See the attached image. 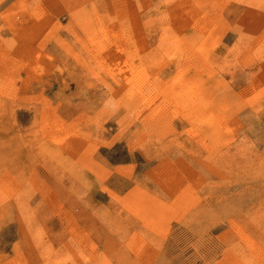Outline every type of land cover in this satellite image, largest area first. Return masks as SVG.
<instances>
[{
	"label": "rangeland",
	"instance_id": "rangeland-1",
	"mask_svg": "<svg viewBox=\"0 0 264 264\" xmlns=\"http://www.w3.org/2000/svg\"><path fill=\"white\" fill-rule=\"evenodd\" d=\"M96 1L0 0V264H264V0Z\"/></svg>",
	"mask_w": 264,
	"mask_h": 264
},
{
	"label": "bare ground",
	"instance_id": "bare-ground-1",
	"mask_svg": "<svg viewBox=\"0 0 264 264\" xmlns=\"http://www.w3.org/2000/svg\"><path fill=\"white\" fill-rule=\"evenodd\" d=\"M170 1H173V6L172 7H170V6H168V11H169V9H171V11H172V9H174L175 7H178L179 5H182L183 3H181V2H178V1H174V0H167V2L168 3H170ZM96 2H100V0H97ZM133 2V1H132ZM132 2H130V3H132ZM135 2V1H134ZM185 2V1H184ZM193 3V2H192ZM205 4V3H204ZM218 4V3H217ZM198 5V4H197ZM194 6V5H193ZM128 7H129V3H128ZM132 7V6H131ZM179 8V7H178ZM103 12V11H102ZM170 13V12H169ZM172 13V12H171ZM170 13V14H171ZM102 16V15H101ZM164 16H165V14H164ZM104 17V16H103ZM129 19V18H128ZM134 19H136V18H134ZM139 19V18H138ZM166 20V19H165ZM132 21V20H131ZM48 24V23H47ZM136 25V24H135ZM138 25V24H137ZM31 31V30H30ZM197 35V34H196ZM26 36H28V35H26ZM30 36V35H29ZM184 37V36H183ZM43 38H45V37H43ZM28 39H30V38H28ZM44 42V41H43ZM41 44V43H40ZM42 45V44H41ZM44 45V44H43ZM7 46H8V48L3 52L4 54H7V55H12V54H14L15 53V47L10 43H8L7 44ZM42 49H43V47H42ZM41 49V50H42ZM39 51V50H38ZM45 51V50H44ZM46 52V51H45ZM40 54V53H39ZM36 56V55H35ZM11 60V59H10ZM9 60V61H10ZM12 61H13V59H12ZM25 64V63H24ZM24 66V65H23ZM30 67H32V66H30ZM192 105V104H191Z\"/></svg>",
	"mask_w": 264,
	"mask_h": 264
}]
</instances>
